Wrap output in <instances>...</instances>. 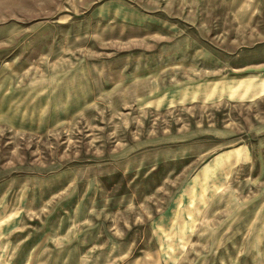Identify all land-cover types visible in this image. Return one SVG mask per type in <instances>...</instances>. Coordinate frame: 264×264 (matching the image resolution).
I'll use <instances>...</instances> for the list:
<instances>
[{"label":"rangeland","instance_id":"rangeland-1","mask_svg":"<svg viewBox=\"0 0 264 264\" xmlns=\"http://www.w3.org/2000/svg\"><path fill=\"white\" fill-rule=\"evenodd\" d=\"M0 264H264V0H0Z\"/></svg>","mask_w":264,"mask_h":264}]
</instances>
